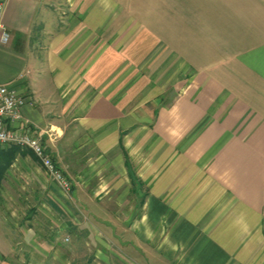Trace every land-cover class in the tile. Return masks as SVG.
Segmentation results:
<instances>
[{
    "label": "crops",
    "instance_id": "1",
    "mask_svg": "<svg viewBox=\"0 0 264 264\" xmlns=\"http://www.w3.org/2000/svg\"><path fill=\"white\" fill-rule=\"evenodd\" d=\"M1 1L0 83L74 196L149 264H264V0Z\"/></svg>",
    "mask_w": 264,
    "mask_h": 264
},
{
    "label": "rangeland",
    "instance_id": "2",
    "mask_svg": "<svg viewBox=\"0 0 264 264\" xmlns=\"http://www.w3.org/2000/svg\"><path fill=\"white\" fill-rule=\"evenodd\" d=\"M35 40L33 50L41 47ZM10 69L6 67L8 74L14 72ZM18 159L0 186L1 261L149 264L137 254L133 237L122 232L126 221L103 218V203H81L72 190H64L47 174L37 157Z\"/></svg>",
    "mask_w": 264,
    "mask_h": 264
},
{
    "label": "built area",
    "instance_id": "3",
    "mask_svg": "<svg viewBox=\"0 0 264 264\" xmlns=\"http://www.w3.org/2000/svg\"><path fill=\"white\" fill-rule=\"evenodd\" d=\"M5 3L0 0V44L9 41L10 34L2 22ZM26 99L8 83H0V147L19 145L30 149L39 159L47 174L64 190L71 191L72 183L65 172L56 164L46 147L43 132H34L31 127L23 125V107Z\"/></svg>",
    "mask_w": 264,
    "mask_h": 264
},
{
    "label": "trees",
    "instance_id": "4",
    "mask_svg": "<svg viewBox=\"0 0 264 264\" xmlns=\"http://www.w3.org/2000/svg\"><path fill=\"white\" fill-rule=\"evenodd\" d=\"M33 156L36 157L29 149L21 148L19 145H10L6 147H0V186L5 179L9 169L15 163L19 156Z\"/></svg>",
    "mask_w": 264,
    "mask_h": 264
}]
</instances>
